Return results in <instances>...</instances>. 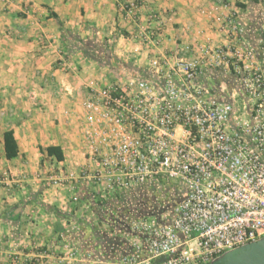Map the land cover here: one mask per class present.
I'll use <instances>...</instances> for the list:
<instances>
[{"label":"crops","instance_id":"0c3cea01","mask_svg":"<svg viewBox=\"0 0 264 264\" xmlns=\"http://www.w3.org/2000/svg\"><path fill=\"white\" fill-rule=\"evenodd\" d=\"M127 1L0 0V264H68L72 251L83 264L115 261L131 252L136 237L142 241L130 223L150 218L165 223L172 217L175 185L164 184L165 195L158 197L160 183L148 184L143 200L133 198V191L103 198L82 177L88 163L80 129L89 80L101 85L139 78L137 72L147 78L153 61L167 71L179 59L197 60L213 98L226 102L233 97L234 78L200 51L230 42L228 21L243 28L245 46L258 49L264 40L260 0H137L133 20L120 11ZM152 14L159 22L150 27L160 26L154 45L140 39ZM66 31L106 43L120 75L80 52L68 55L62 43ZM8 130L18 147V156L9 160L2 142ZM47 148H57L62 160L48 156ZM115 196L122 202L117 211L110 203ZM90 197L109 204L97 210ZM16 208L21 210L13 215Z\"/></svg>","mask_w":264,"mask_h":264},{"label":"built area","instance_id":"2783aa9c","mask_svg":"<svg viewBox=\"0 0 264 264\" xmlns=\"http://www.w3.org/2000/svg\"><path fill=\"white\" fill-rule=\"evenodd\" d=\"M119 7L133 20L138 1ZM154 22L156 14L140 34L146 44L159 36ZM224 26L230 42L200 52L234 78L229 101L213 98L197 60L179 59L167 71L153 61L147 78L87 82L82 177L103 198L151 183L181 189L169 221L130 223L142 241L136 237L131 252L115 261L92 264H212L264 240V40L258 49L245 46L242 27ZM68 257V264H83L74 251Z\"/></svg>","mask_w":264,"mask_h":264},{"label":"trees","instance_id":"16d2710c","mask_svg":"<svg viewBox=\"0 0 264 264\" xmlns=\"http://www.w3.org/2000/svg\"><path fill=\"white\" fill-rule=\"evenodd\" d=\"M62 43L65 46L66 49V53L68 55H73L76 54L78 52H80L83 57L97 63V65L100 68H109L111 69L114 73H116L117 75V71L115 69L112 68V54L110 52V50L108 49L109 46L106 43L103 44H97V43H93V42H88V41H84L81 40L77 35H74L68 31H66V34L62 37ZM117 62V61H116ZM133 68L128 67L127 68V72H133L134 70H132ZM137 76H139V78H145L143 77L144 75L142 73H136ZM120 75V74H119ZM117 75V76H119ZM2 142H3V150H4V156L6 159H13L15 157L18 156V147L17 144L13 138V133L11 130L6 131L3 134V138H2ZM46 153L48 156H54L58 161L62 160V156L59 153V150L57 148H47L46 149ZM170 185H175V192L178 194L179 190H181L179 188V185H177V183L174 182H170L168 183ZM147 185H143L138 189L133 190L132 192V196L134 198V194L135 196L139 195L141 196V199L143 200L144 194L146 192V190H148L149 188L147 187ZM165 185L162 183L159 186V193H157V191H155L156 196H161V195H165ZM90 197V205H93L97 210H102L103 211L105 209V206H108L109 203L105 202V199H98L96 202L93 203V198ZM92 200V201H91ZM116 200H118L119 202L116 203ZM114 202V205H117V208H115V210L117 211V209H119L120 205L122 204V202H120V200L117 198V196H115V198L111 199L110 203ZM107 204V205H106ZM36 205L47 211V207L43 206L40 203H36ZM121 211L119 210L118 213H120ZM116 216V215H115ZM120 221L122 222L121 216H120ZM111 222H113L116 225V221L113 219L111 220ZM125 223V222H123ZM118 225V224H117ZM99 241L100 238H99ZM104 243V242H102ZM105 249V247H104Z\"/></svg>","mask_w":264,"mask_h":264},{"label":"water","instance_id":"95a60500","mask_svg":"<svg viewBox=\"0 0 264 264\" xmlns=\"http://www.w3.org/2000/svg\"><path fill=\"white\" fill-rule=\"evenodd\" d=\"M20 210L16 208L13 215H18ZM212 264H264V240L226 253Z\"/></svg>","mask_w":264,"mask_h":264},{"label":"rangeland","instance_id":"374dc122","mask_svg":"<svg viewBox=\"0 0 264 264\" xmlns=\"http://www.w3.org/2000/svg\"><path fill=\"white\" fill-rule=\"evenodd\" d=\"M149 204H150V203H149ZM149 204H148V205H149ZM168 219H169V218H168Z\"/></svg>","mask_w":264,"mask_h":264}]
</instances>
